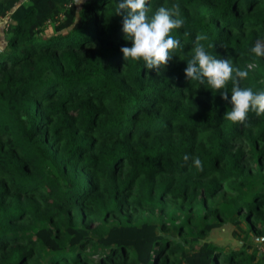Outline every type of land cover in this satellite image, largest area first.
I'll use <instances>...</instances> for the list:
<instances>
[{
  "label": "trees",
  "instance_id": "16d2710c",
  "mask_svg": "<svg viewBox=\"0 0 264 264\" xmlns=\"http://www.w3.org/2000/svg\"><path fill=\"white\" fill-rule=\"evenodd\" d=\"M74 3L0 0V264H264V114L184 75L203 36L264 90V0H146L184 21L159 73L123 58L119 0Z\"/></svg>",
  "mask_w": 264,
  "mask_h": 264
},
{
  "label": "clouds",
  "instance_id": "9594fccd",
  "mask_svg": "<svg viewBox=\"0 0 264 264\" xmlns=\"http://www.w3.org/2000/svg\"><path fill=\"white\" fill-rule=\"evenodd\" d=\"M81 2L82 0H75L74 4ZM179 7L178 4H173L171 8L162 6L149 18L146 0H119L115 14L122 16V32L125 39L131 41L130 47L120 49L123 58L143 60L145 68L156 70L157 73L164 70L172 58L171 50L180 46V41L170 35L174 29H180L184 24L183 19L174 18L179 16ZM79 13L77 11V17ZM203 39L206 37H197L192 57L184 69L185 78L206 83L217 91L226 89V84L231 81L230 100L227 90L219 93L221 99L231 104V110L225 113V117L233 123L244 124L250 111L257 116L264 114V90L254 92L251 88H242L239 81L247 78L248 71L234 68L229 58L218 59L209 54L199 43ZM250 51L257 57H264V42L257 41ZM183 160L185 163L192 160L195 168L203 170L202 161L198 157H191L186 153Z\"/></svg>",
  "mask_w": 264,
  "mask_h": 264
},
{
  "label": "rangeland",
  "instance_id": "374dc122",
  "mask_svg": "<svg viewBox=\"0 0 264 264\" xmlns=\"http://www.w3.org/2000/svg\"><path fill=\"white\" fill-rule=\"evenodd\" d=\"M53 31V27L50 25H47L46 32L47 34L51 33ZM88 220H90V217H88ZM234 229L232 225L225 224L221 229L214 230L211 233L210 239H212L214 242L221 246L226 245H238V240L234 238ZM254 238V237H253ZM256 240V238H254Z\"/></svg>",
  "mask_w": 264,
  "mask_h": 264
},
{
  "label": "built area",
  "instance_id": "2783aa9c",
  "mask_svg": "<svg viewBox=\"0 0 264 264\" xmlns=\"http://www.w3.org/2000/svg\"><path fill=\"white\" fill-rule=\"evenodd\" d=\"M257 249L260 253H263L264 254V242H260L258 245H257Z\"/></svg>",
  "mask_w": 264,
  "mask_h": 264
},
{
  "label": "crops",
  "instance_id": "0c3cea01",
  "mask_svg": "<svg viewBox=\"0 0 264 264\" xmlns=\"http://www.w3.org/2000/svg\"><path fill=\"white\" fill-rule=\"evenodd\" d=\"M256 241H258V242H264V237H260V239H257L256 238Z\"/></svg>",
  "mask_w": 264,
  "mask_h": 264
},
{
  "label": "water",
  "instance_id": "95a60500",
  "mask_svg": "<svg viewBox=\"0 0 264 264\" xmlns=\"http://www.w3.org/2000/svg\"><path fill=\"white\" fill-rule=\"evenodd\" d=\"M258 239H260V238H258Z\"/></svg>",
  "mask_w": 264,
  "mask_h": 264
}]
</instances>
